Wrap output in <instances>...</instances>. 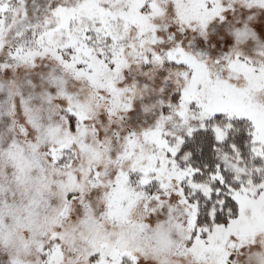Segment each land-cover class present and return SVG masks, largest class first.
<instances>
[{"label":"snow or ice","instance_id":"snow-or-ice-1","mask_svg":"<svg viewBox=\"0 0 264 264\" xmlns=\"http://www.w3.org/2000/svg\"><path fill=\"white\" fill-rule=\"evenodd\" d=\"M0 264H264V0H0Z\"/></svg>","mask_w":264,"mask_h":264}]
</instances>
